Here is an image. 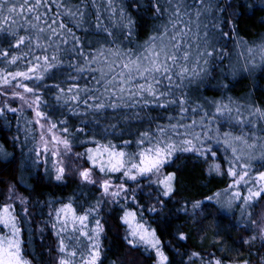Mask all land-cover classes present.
Here are the masks:
<instances>
[{
	"label": "snow or ice",
	"instance_id": "snow-or-ice-1",
	"mask_svg": "<svg viewBox=\"0 0 264 264\" xmlns=\"http://www.w3.org/2000/svg\"><path fill=\"white\" fill-rule=\"evenodd\" d=\"M257 9L264 0H0V121L10 130L14 117L17 133L11 152L0 144V264H40L29 244L52 264H124L109 258L110 216L123 245L151 264H264V215L251 211L264 204V105L251 95L264 93V31L245 39L239 29ZM237 78L251 81L248 103L193 94L214 79L228 92ZM221 149L227 187L176 199L177 161L207 163ZM25 172L61 187L75 180L76 190L33 201ZM220 213L238 215L232 226L247 233L233 241L239 248L225 247ZM209 220L219 257L184 247L193 231L205 238ZM189 223L198 227L185 231Z\"/></svg>",
	"mask_w": 264,
	"mask_h": 264
},
{
	"label": "trees",
	"instance_id": "trees-1",
	"mask_svg": "<svg viewBox=\"0 0 264 264\" xmlns=\"http://www.w3.org/2000/svg\"><path fill=\"white\" fill-rule=\"evenodd\" d=\"M261 17H264V12L257 9L255 11V14H251V10H249V13L243 17L240 18L239 23V29L240 34L245 39H251L253 38L254 34L257 32L264 31V26L260 25L258 23L259 19ZM227 30V29H225ZM143 36V34H141ZM229 52L232 53V63H236L238 59L237 52L238 50H234L233 45L231 42H229L228 45ZM225 65L229 63V61L224 62ZM217 77H219V70H217L216 73ZM261 77H264V72H258L257 73V79L260 84H264V79H261ZM217 80H211L205 83V85L201 86L199 92H194V95L202 96L207 98L208 100L216 99L220 100L223 97L231 96L235 100H237L240 103H248V100L244 99L246 94L251 93V81L247 79H239L237 78V81L232 82L231 90L228 92H225L223 89L217 90L216 89ZM252 98L255 99V101L258 104L264 105V93L256 92L252 93ZM25 115L28 118H31V113H25ZM9 119L12 120L11 129L9 130L7 127H5L3 121H0V144H4L5 147H7L8 151H12V143L11 138L12 136L16 135V123L15 118L12 116H9ZM227 124L224 125V128L227 129ZM238 131V130H237ZM31 146V145H29ZM77 151H83L82 148H77ZM26 151V150H25ZM16 155L17 160L19 161L21 159L19 146L16 148ZM223 149L220 150V153L218 154V158L215 159H209L207 163H205L202 159L197 160L195 156L192 154H185V156H182L179 161H177L176 166L182 168V172L180 173L181 176V184L178 185L179 192L177 193L176 199H202L206 195H211L213 192L221 191L225 189L230 183L231 178L227 177L226 175H223V170L227 168V164L223 161ZM51 163V161H50ZM215 163H220L222 165V172L221 173H211L209 174V168L211 165ZM175 168H169L167 171H174ZM0 175H7V173H0ZM16 176L19 175V172L15 173ZM25 179L29 185H35V192L32 193V199L35 201L36 199H39L41 201H45L49 198L60 200L61 198H66L70 196L74 190H76V182L75 180H70L66 186H57L55 183L49 184L47 181L37 183L32 180H28V173H24ZM9 178H12L11 176ZM207 184V187L204 185ZM0 187H6V185H0ZM18 191L23 193L24 195H29L27 191H25L24 187L18 185ZM0 202H3L2 198H0ZM56 207L59 206L57 203L55 205ZM40 208L39 205H37L36 208H31L30 211L36 212ZM17 211H20V208H17ZM253 217L259 218L260 216L264 215V204H259L258 206L254 207L252 210ZM44 216L43 219H47V212L48 208H43ZM222 217H224L220 221V228L221 236H227L230 234L231 239L227 240V244L225 247H232L233 249H237L240 247L238 243H233V241L237 240L240 235L247 236V233H243L240 230V227H233L232 225L235 223V221L238 219V215L234 218L230 213H220ZM107 224H106V230H107V240L106 244L112 246V252L109 253V258H115L113 256V253H118L119 259L124 262V264H151L150 261L146 260L144 256L141 255L140 251H129L122 243L120 237L124 233V228L119 225V222L115 219V216L106 217ZM145 221L151 223V217H149L147 214L144 216ZM36 220H41L40 216L36 217ZM231 221V223H230ZM177 223H182V221H177ZM213 221L209 220L206 222V228L207 231L204 233L205 238H201V235L198 234L196 231L192 232L191 238L187 241V243L184 245L185 248L201 252L205 257H207V253L209 252H215L216 256L219 257L223 255V253L216 251L214 247H212V241H213ZM152 227H157L156 224L152 223ZM27 227V226H26ZM198 226L193 225L191 223L185 225V231H189V229H194ZM25 236H27V233H25ZM163 239L165 242L171 240V237L165 233L163 235ZM47 246L55 247V238L52 235H48L45 241ZM174 243V241H173ZM27 251L31 253V255L35 256L36 259L40 262V264H52V261L49 257V255L46 254V249H40L38 245L36 244H29ZM255 249H253V253H255ZM44 252L45 254H41ZM244 256H247V251H243L241 253ZM55 253H52V256H54ZM230 257L235 258L236 257V251H232L228 254ZM255 256H254V264H255ZM105 264H109V262L106 260ZM197 264L199 262L197 261Z\"/></svg>",
	"mask_w": 264,
	"mask_h": 264
}]
</instances>
